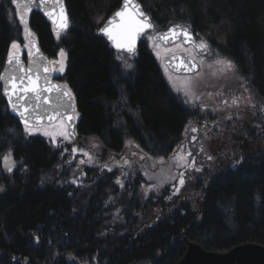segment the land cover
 Wrapping results in <instances>:
<instances>
[{"label": "trees", "instance_id": "trees-1", "mask_svg": "<svg viewBox=\"0 0 264 264\" xmlns=\"http://www.w3.org/2000/svg\"><path fill=\"white\" fill-rule=\"evenodd\" d=\"M139 1L156 30L187 25L218 58L233 61L264 103V0ZM121 2L66 0L71 25L59 39L39 10L28 23L48 56L67 54L62 78L77 100L84 146L95 137L101 147L93 154H114L131 140L153 157H170L196 112L168 85L145 37L133 69L123 70L98 32ZM13 41L24 42L23 25L12 0H0V75ZM237 140L249 144L247 155L194 176L171 203L163 200L167 189L145 199L140 180L120 191L94 168L87 170L94 178L75 188L71 173L59 175L60 151L26 134L0 88V264H179L188 240L217 252L251 241L264 245V145ZM9 150L13 172L1 169Z\"/></svg>", "mask_w": 264, "mask_h": 264}, {"label": "snow or ice", "instance_id": "snow-or-ice-1", "mask_svg": "<svg viewBox=\"0 0 264 264\" xmlns=\"http://www.w3.org/2000/svg\"><path fill=\"white\" fill-rule=\"evenodd\" d=\"M16 5L19 13V21L23 25V38L27 43L23 45L27 49L30 64L25 66L22 60V47L17 41L11 43V50L7 55V64L9 67L5 69L4 74L0 75V88L3 95L7 97V102L11 110L17 113L23 120L24 130L29 134L40 132L45 136L51 137L55 142L58 136L64 139H70L74 135L71 122L76 119L74 108V96L67 85L54 84L51 82L50 74L53 72L62 73L65 69L66 52L61 49L59 51V59L48 60L40 53V49L36 44L35 34L31 31L28 23V15L32 12L36 0H12ZM45 10V15L49 17L55 25V35L59 39L62 33L69 28V17L65 9L63 0H39V5ZM148 30H152L155 35H148L147 38L152 40L153 47L157 49V55H161V43L167 45L173 44V48H164L165 54L171 53V59L166 63L165 70L171 65L176 72L183 71L191 73L184 80V96L188 99L185 103H193L200 99L197 94V87L201 79L202 73L197 69L204 65L203 57L200 61H196L197 52L207 53L209 51L208 43L202 38L197 41L191 32L190 27L184 25H174L167 31L160 33L156 31V27L151 18L142 10L141 5L135 0H122V7L115 11L114 14L106 21L99 31L107 37L112 47L117 50L116 59L122 62L125 72L133 68V64L128 62L123 53L129 54V58L136 54L137 40L145 35ZM188 45V47H185ZM187 55V61L184 55ZM176 63H172V62ZM209 69L215 68L212 73H226L235 71L236 66L233 61L217 58L213 63L208 64ZM169 79H172L169 76ZM243 87V85H242ZM247 92V87H244ZM55 94V99H53ZM222 95V93H219ZM252 96H236L231 101L225 99L222 101L225 107H240L241 103L250 105L255 109L256 105L252 103ZM120 101L127 103V97L123 92L120 94ZM264 111V109H262ZM227 119H232L231 115ZM196 132V128H192ZM195 136L192 137L194 141ZM131 143V142H130ZM137 147H139L137 145ZM75 151V150H74ZM203 151V148H201ZM88 155V153H84ZM192 156L190 151L184 152L183 148L174 152L169 159L178 167L185 169L195 167V160L189 161ZM145 157L141 156V159ZM92 157L89 156V162ZM208 159H212L208 156ZM5 167L8 172H12L15 167V161L11 155L3 157ZM83 163V161H81ZM163 157L159 159L160 165H167ZM155 163L152 167H155ZM111 170V169H109ZM200 171V168H196ZM120 183V181H117ZM185 184L184 173H180L179 185ZM153 187H155L153 185ZM0 187V191H3ZM179 192V188H176Z\"/></svg>", "mask_w": 264, "mask_h": 264}, {"label": "rangeland", "instance_id": "rangeland-1", "mask_svg": "<svg viewBox=\"0 0 264 264\" xmlns=\"http://www.w3.org/2000/svg\"><path fill=\"white\" fill-rule=\"evenodd\" d=\"M148 35L152 34L149 33L147 34V36ZM147 36L145 38L147 41H149L152 52L155 53L158 61L162 64L168 85L171 86L176 95H180L181 99L185 103L188 98L185 97L183 93L184 80L186 76L194 74H175L170 72L168 69L166 71L165 64L162 63V60L164 57H166V55H170L171 53L165 54L163 49L173 48L174 45L164 46L161 43V55L158 56L157 49L153 47L152 40H149ZM20 44L22 47V55L27 54V49L23 47L25 41L21 42ZM123 55L131 64H133V60L137 56V54H135L134 56H131L129 58V55L125 53H123ZM56 56H58L57 59H59V53ZM216 56L217 54L212 49H209L207 53L196 54V58L199 61L201 57H203L204 60V65L199 68L198 71L202 73V76L196 89L200 99L193 103H185L187 106L195 110L196 115L194 116L195 118L191 119V121L186 126L184 135L185 140L175 150L176 152L179 151L180 148H183L185 153L190 151L192 153V156L189 157V161L194 159L195 167H189L185 169L183 167L176 166L169 159L173 156V153L172 155H170V157H163L165 161L168 162L167 165H162L161 168L155 171V168L157 164H159V159L161 157L157 158L147 154L143 151L142 147L137 142L131 140L126 141L127 143L125 144L124 150L116 152V154L107 153L103 155H95L91 152V149H97L98 147H101L99 141H97L95 137L86 139L85 144L87 146H84L82 143L80 145L79 143L78 145L75 143L78 138L74 140L73 137H71L70 139H64L63 137L58 136L55 142H53L51 137L45 136L40 132H36L31 135H29L26 131L25 132L29 136H42L57 151H60L59 156L61 157V160L64 162V164L60 165V169L58 170L59 175L60 173H63L64 170L67 173H71L70 182L73 183L71 179L76 181L78 183V188H82L83 186L85 187L87 182H90L94 178L87 176V170L89 168H94L97 173H102L103 177L107 174L109 176L108 178H112L116 187H118L120 191H123V189H125V187L129 184L134 188V185L138 180H140V197H143L145 199H148L153 195H158L157 198H159L161 197L162 190L167 189V193L163 200H165V202L171 203L175 197L183 196L182 194L191 185H193L192 182L194 180V176L198 174L204 175L205 173H208L210 171H214L213 173H215L216 160H214L215 155H213L210 147L211 149H213L214 145H218V142L222 140L223 143L220 146L222 148L226 143L224 137L228 138L227 140L229 141L230 139L234 140L229 136V132H232L237 124H241L244 122L248 123L251 119H255V114L251 113L252 111L248 113L249 115H244L241 112V110H246V108L249 107V105L243 102L241 103L240 107H225L222 103V101L225 99L231 101L232 98L240 96L241 94H243L244 96H252V92H250V90H248L247 92L244 91V87H247V85L236 71H229L226 73L217 72L216 75H213L212 73L215 71V68L209 69L207 65L213 63L218 58V56ZM219 58L226 59L222 57ZM66 65L67 58L65 61L64 71H66ZM169 76H171L172 79H169ZM219 93H222V95H219ZM252 98V103L257 105L258 108L262 110L263 103H260L259 100L254 96H252ZM246 112L247 110L244 111V113ZM229 115H231L232 117V119L230 120L227 119ZM220 118L222 119L223 123H225L223 126H219L217 124ZM202 123H204L206 127H211L214 123V127L216 126L218 129L213 128L211 130H207L208 128L205 127H202L200 129L197 124L202 125ZM192 128H196L197 131L193 132ZM208 132H210V134H208ZM193 136L196 137L194 141L192 140ZM137 145L139 147H137ZM201 148H203V151H201ZM84 153H88V155H84ZM9 154L15 161L16 166L17 162L13 157V152L11 150L5 152L4 156ZM89 156L92 157L91 162H89ZM141 156L145 158L141 159ZM208 156H211L212 159H208ZM81 161H83V163H81ZM223 162L224 160L219 162L217 166ZM154 163L156 166L152 167L153 170H151L148 167V164L149 166L150 164L152 166ZM196 168H200L201 170L196 171ZM1 169L8 172L6 170L4 160L2 161ZM14 170L15 167L13 171ZM180 173H184L185 184L183 186L179 185ZM117 181H120V183H117ZM73 184L75 186V182ZM153 185L155 187H153ZM176 188H179V192L176 191ZM108 204L112 206V203H110V201L108 202Z\"/></svg>", "mask_w": 264, "mask_h": 264}, {"label": "water", "instance_id": "water-1", "mask_svg": "<svg viewBox=\"0 0 264 264\" xmlns=\"http://www.w3.org/2000/svg\"><path fill=\"white\" fill-rule=\"evenodd\" d=\"M135 2L139 3L141 5L142 10L150 17V15L146 12L145 8H143L142 2H140L139 0H135ZM63 3H64V6H65V9L67 11L66 0H63ZM36 5H39V0H36ZM36 5L33 6V9H37L40 12L43 13V15L46 17V19L51 23L52 30L55 33V25L52 23V21L49 19V17L45 15L44 8L41 7V6H36ZM121 7H122V2L120 4L119 8H117V10H119ZM114 12L111 13L108 16V18L99 27V29L101 27H103V25L106 23V21L114 14ZM67 15L69 17V12L68 11H67ZM27 19L29 20V15H28ZM152 22H153V20H152ZM70 25H71V22H70V19H69V28H70ZM174 25H181V24L175 23V24L169 26L168 28H165L164 30H158L157 32L163 33V32L167 31L170 27H172ZM99 29H98L99 34L106 40L107 43H109L111 45V42L107 39V37H105L99 31ZM190 29H191V32L193 34V37L196 39V36H195L192 28H190ZM149 32H153V31L152 30H148L147 33H149ZM155 34L156 33H153V35H155ZM143 37H144V35H142L137 40L136 52L139 49V46H140V44L142 42ZM35 40H36V44L38 45V47L40 49V53L44 57H46L48 60H51L50 56H48L44 51H42L41 46H39L38 40L36 38H35ZM196 40L199 41L198 39H196ZM25 43H27V41H25ZM163 45L165 46V44H163ZM170 45H173V44H171V43L167 44V46H170ZM111 47H112V45H111ZM112 49L117 53V50L114 47H112ZM125 54H127V53H125ZM127 55H129V54H127ZM183 55H184V59L187 61V55L186 54H183ZM26 57H27V59H25V57H23V55H22L21 58H22V60H23V62L25 64V66L28 67L29 64H30V60H29L28 56H26ZM170 59H171V54L170 55H166V57H164L162 61L166 65V63ZM172 63L174 64L176 62L174 61ZM8 67H9V65L7 64V60H6V62L4 64V67L2 69L3 71L1 73V75L4 74L5 69H7ZM168 69L171 72L175 73V74H177V73L178 74H184V75L191 74V73H185L183 71L176 72V71L173 70V67L171 65L168 66ZM198 70H199V68L197 69V71ZM52 77H53V73L50 74L51 82L54 83V84H59L57 81L55 82ZM53 99H55V94H53ZM6 101H7V97H6ZM73 104H74V108H76L75 100L73 101ZM9 107H10V105H9ZM10 109H11V107H10ZM15 114H16L20 124H22V126L24 127L23 120L21 119V117L17 113H15ZM71 125H72V130L74 131V135H72L71 137H73V139L76 140L77 139L76 131H77V125H78V122H76V119H74L71 122ZM186 250L187 251H186L185 255L179 261V264H264V245H260V244H258L256 242H252V241L251 242H246V243H240V245L234 246L229 251H226V252H222V251L217 252V251H213V250H209V249H204L203 246L200 243H198V242L195 243V242H192V241L188 240V244H187Z\"/></svg>", "mask_w": 264, "mask_h": 264}, {"label": "flooded vegetation", "instance_id": "flooded-vegetation-1", "mask_svg": "<svg viewBox=\"0 0 264 264\" xmlns=\"http://www.w3.org/2000/svg\"><path fill=\"white\" fill-rule=\"evenodd\" d=\"M185 47H188V45L187 46L185 45ZM57 58L58 57L52 58V60H57ZM196 61L199 62V60L197 58H196ZM63 73H64V71L62 73L53 72L52 78L55 82L57 81L60 85H67V87L70 88L68 83H66L62 78ZM71 91L73 93L72 89H71ZM248 109L252 111L251 113L255 114V119H251L250 122H248V123L244 122L241 124H237L238 127L235 126L234 130L232 132H229V136L232 137L234 140L230 139V141H229V140H227L228 138L224 137L225 140L227 141V144L225 147H222V148L220 147L221 144L223 143L222 140L218 142V145H214L213 149H211V147H210V150L212 151L213 155H215L214 160H216V167L214 165L213 166L215 167L216 170H218L221 167L220 166L221 164H219L218 166H217V164L219 162H221L222 160L228 159V160H232V161H237L238 159L247 155L249 144H247L246 142H240L237 140V138L242 137L243 139H245L248 137L249 142H251L252 145H258V144L264 145V111L260 110L257 105H256L255 109H253L249 105V107L246 110H248ZM263 109H264V105H263ZM75 113L78 114L77 107L75 108ZM76 120H78V115H76ZM217 124L219 126H223L225 123H223L222 120H219V122H217ZM197 125L200 129L202 127L208 128L207 130H211L213 128L218 129L216 126L214 127V123L212 124L211 127H206L204 125V123H202V125H200V124H197ZM208 134H210V132H208ZM75 143L77 145H78V143H79V145L81 144L79 136H78V139L75 141ZM161 166L162 165L157 164L155 171L158 170L159 168H161ZM148 167L151 170H153L151 164H150V166L148 164ZM71 181L73 183L75 182V188H78V183L76 181H74L73 179H71Z\"/></svg>", "mask_w": 264, "mask_h": 264}]
</instances>
